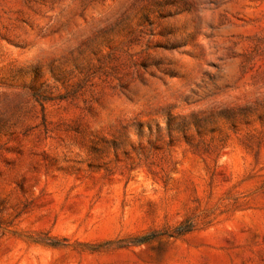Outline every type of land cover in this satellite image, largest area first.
Instances as JSON below:
<instances>
[{
	"label": "rangeland",
	"instance_id": "374dc122",
	"mask_svg": "<svg viewBox=\"0 0 264 264\" xmlns=\"http://www.w3.org/2000/svg\"><path fill=\"white\" fill-rule=\"evenodd\" d=\"M0 264H264V0H0Z\"/></svg>",
	"mask_w": 264,
	"mask_h": 264
},
{
	"label": "trees",
	"instance_id": "16d2710c",
	"mask_svg": "<svg viewBox=\"0 0 264 264\" xmlns=\"http://www.w3.org/2000/svg\"><path fill=\"white\" fill-rule=\"evenodd\" d=\"M190 231V227L187 226V225H184V224H179L178 226H176L172 232L168 233V236L171 237V236H179V235H182L183 233H186ZM148 240L147 237H142L140 239H137L136 241H134L133 244H139V243H142V242H146Z\"/></svg>",
	"mask_w": 264,
	"mask_h": 264
}]
</instances>
